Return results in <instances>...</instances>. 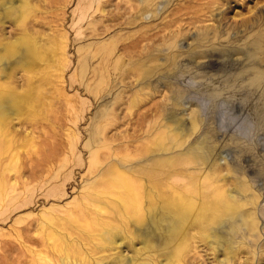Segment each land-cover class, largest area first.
Here are the masks:
<instances>
[{"label": "rangeland", "instance_id": "1", "mask_svg": "<svg viewBox=\"0 0 264 264\" xmlns=\"http://www.w3.org/2000/svg\"><path fill=\"white\" fill-rule=\"evenodd\" d=\"M0 130V264H264V0H0Z\"/></svg>", "mask_w": 264, "mask_h": 264}, {"label": "bare ground", "instance_id": "2", "mask_svg": "<svg viewBox=\"0 0 264 264\" xmlns=\"http://www.w3.org/2000/svg\"><path fill=\"white\" fill-rule=\"evenodd\" d=\"M10 144H11V141L9 139H7V143H6V150L7 151L11 147ZM1 155H2V153L0 152V158H1ZM1 174L2 173H1V168H0V187L4 186L3 185V177ZM132 178L130 177V175L127 176V174L125 173V175L119 174V175L113 177V179L110 182L108 181L109 184H111L113 194L115 192V194L120 199V201H119V202H121L120 204L117 201L118 202L117 205L119 204L121 206V207L119 206V211H120V208H122V209H131V208L135 209V208H137L139 196L137 193L136 185H135L134 180ZM234 199H236V198H234ZM175 200H176V206H177L178 213H179L176 215H180L181 219H179V220L177 219L176 224H173V223L170 224L169 229H171V231L174 232L175 237H177V242H179L180 249L182 251L183 248L186 247L187 235L185 233H181L177 236V230H180V228H181L180 226L184 227L183 223L186 222V219H185L186 214L183 211V207H185L186 210L191 211V210L195 209L194 208L195 205L193 203L192 196L190 197L189 200H187L184 196V192H181V191H179ZM237 201H239V199ZM217 203H216V205H217ZM224 209H225V207H224ZM226 209H228V207ZM231 211H232V209H231ZM187 213L189 216V212H187ZM224 216L227 217L226 220H224ZM232 218H233V216L231 214H229L227 210L209 218V221H208L209 222V228L211 226V227H213L212 229H216L217 231L221 232V235L219 234L218 237L214 238L215 242L219 241L221 243V242L228 241V243H230V246H231V243H233L235 241V239H233V237L231 235H234V234L236 236H239L242 234L246 235V233L243 230H240V232L238 231L239 230L238 227H240V226H238L236 221ZM181 221H182V225H180ZM222 221H226L225 224L222 225ZM242 221H244V220H242ZM192 223H193V221H190V224L185 226V228H189ZM176 225H178L179 227L177 228ZM243 227H244V225H243ZM236 229H238V230H236ZM223 233L225 235H223ZM211 236H213V235H211ZM236 241H238V239H236ZM194 250H195V248H194Z\"/></svg>", "mask_w": 264, "mask_h": 264}]
</instances>
